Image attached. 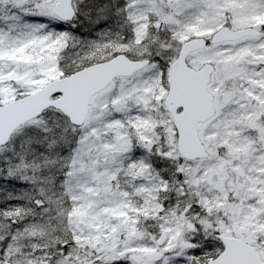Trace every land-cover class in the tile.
<instances>
[{"label":"snow or ice","instance_id":"1","mask_svg":"<svg viewBox=\"0 0 264 264\" xmlns=\"http://www.w3.org/2000/svg\"><path fill=\"white\" fill-rule=\"evenodd\" d=\"M0 264H264V0H0Z\"/></svg>","mask_w":264,"mask_h":264}]
</instances>
